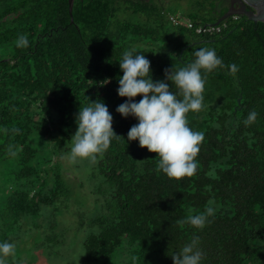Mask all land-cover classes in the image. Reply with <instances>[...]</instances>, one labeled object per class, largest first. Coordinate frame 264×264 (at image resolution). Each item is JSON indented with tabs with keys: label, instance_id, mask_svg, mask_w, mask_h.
<instances>
[{
	"label": "trees",
	"instance_id": "trees-1",
	"mask_svg": "<svg viewBox=\"0 0 264 264\" xmlns=\"http://www.w3.org/2000/svg\"><path fill=\"white\" fill-rule=\"evenodd\" d=\"M227 7L197 1L175 26L177 16L159 0H74L71 23L67 0H0V176L11 182L0 187L1 241L21 245L14 239L32 234L50 253L64 239L55 218L73 205L74 188L57 159L70 151L79 107L100 100L118 137L91 160L94 184L83 195L99 212L89 217L85 202L78 207L79 225L85 217L89 227L78 264H173L171 255L194 236L202 264H264V23L238 16L222 21L219 33L195 31ZM20 35L27 47H17ZM203 47L239 71L207 74L204 107L187 114L189 127L204 133L200 167L170 179L156 170V153L127 140L138 121L116 112L128 99L117 95L118 63L125 51L141 52L152 80L165 81L166 70L192 62ZM253 110L258 116L246 126ZM209 198L218 208L203 229L178 224Z\"/></svg>",
	"mask_w": 264,
	"mask_h": 264
},
{
	"label": "clouds",
	"instance_id": "clouds-1",
	"mask_svg": "<svg viewBox=\"0 0 264 264\" xmlns=\"http://www.w3.org/2000/svg\"><path fill=\"white\" fill-rule=\"evenodd\" d=\"M28 38L20 35L17 47H27ZM195 59L176 70H166L165 81H153L150 74V61L141 52L125 51L119 61L123 75L118 79L117 95L128 98L116 108V112L126 118L132 116L138 123L127 133V140L138 141L141 148L156 153V170L170 179L180 180L196 175L200 165L195 159L204 140L202 131L189 127L187 114L200 112L204 105V89L207 74L218 69H227L235 77L239 66L226 65L214 48L203 47L195 53ZM175 86V92L171 86ZM141 99L136 102L132 98ZM258 113L251 111L243 123L247 126L255 122ZM74 122L77 129L71 137V148L67 158L71 162L88 158L95 160L110 146L111 140L118 137L112 129V115L100 100L79 107ZM120 137V136H119ZM207 175L216 179L215 171ZM210 190V186H208ZM218 205L209 198L202 211L189 207L184 219L178 221L196 229H203L214 217ZM199 237L185 244L179 252L171 255L173 264H202L203 250L198 246ZM15 244L0 241V264H8L6 257L15 252Z\"/></svg>",
	"mask_w": 264,
	"mask_h": 264
},
{
	"label": "rangeland",
	"instance_id": "rangeland-1",
	"mask_svg": "<svg viewBox=\"0 0 264 264\" xmlns=\"http://www.w3.org/2000/svg\"><path fill=\"white\" fill-rule=\"evenodd\" d=\"M163 2V6H166V9L172 11L179 19H186L185 14L187 11H195L194 6H196L197 1L203 0H159ZM186 21V20H184ZM68 154V153H67ZM67 154L61 156L59 162L62 164V170L64 174L69 178L70 182L73 183V200L71 207L68 210L59 212L60 215L55 219L59 223V228L62 229L64 233V239L58 238L59 242L51 246L48 252L46 248L39 249L36 247L37 237L30 234V238L27 235H21L18 238H15L17 232H12L14 241L23 242L19 245L17 242H12L15 244V252L13 255L6 257L8 264H78L81 260V255L83 254L82 242L85 239V236L89 232V227L87 226V221L85 217L83 220H80L84 223L83 226H80L78 223L77 216L81 213L80 208L83 206V209L89 210L85 215L93 217L99 212V208L93 205V197L84 196L87 195L88 187L91 186L93 180L91 179L92 168H91V159L84 158L78 159L76 162H71L67 158ZM81 182H85V185ZM92 182V183H91ZM11 182L7 180L5 175L0 176V187H8ZM79 187V188H78ZM87 199V201H86ZM81 203V204H79ZM79 204V205H78ZM78 207H80L78 209ZM78 209V210H77ZM76 210V211H75ZM1 241V239H0ZM19 245V246H18ZM21 246V247H20ZM19 259V261H18Z\"/></svg>",
	"mask_w": 264,
	"mask_h": 264
},
{
	"label": "water",
	"instance_id": "water-1",
	"mask_svg": "<svg viewBox=\"0 0 264 264\" xmlns=\"http://www.w3.org/2000/svg\"><path fill=\"white\" fill-rule=\"evenodd\" d=\"M68 1V12L70 22L73 23L72 8L74 0ZM230 5L225 13L213 24L219 25L222 21L229 19L232 16H244L246 19L253 22L264 23V0H229Z\"/></svg>",
	"mask_w": 264,
	"mask_h": 264
},
{
	"label": "built area",
	"instance_id": "built-area-1",
	"mask_svg": "<svg viewBox=\"0 0 264 264\" xmlns=\"http://www.w3.org/2000/svg\"><path fill=\"white\" fill-rule=\"evenodd\" d=\"M237 17L238 16H232L231 18L236 19ZM170 20L175 26L179 25L182 22V20H178L175 17H171ZM183 22H184V24L187 25L188 28H193V25L189 21L186 20ZM224 26L225 25H223V26H220V25L213 26L212 25V26H204V27L200 26V27H196L195 31L198 34H209V33H214V32L219 33L223 29L222 27H224Z\"/></svg>",
	"mask_w": 264,
	"mask_h": 264
},
{
	"label": "flooded vegetation",
	"instance_id": "flooded-vegetation-1",
	"mask_svg": "<svg viewBox=\"0 0 264 264\" xmlns=\"http://www.w3.org/2000/svg\"><path fill=\"white\" fill-rule=\"evenodd\" d=\"M137 1H140V0H137ZM143 1V0H142ZM145 1H148V0H145ZM224 2H225V5L226 6H229L230 5V2H229V0H223Z\"/></svg>",
	"mask_w": 264,
	"mask_h": 264
}]
</instances>
